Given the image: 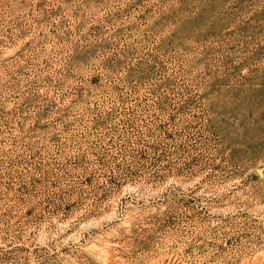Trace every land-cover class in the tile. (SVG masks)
<instances>
[{
    "label": "rangeland",
    "instance_id": "1",
    "mask_svg": "<svg viewBox=\"0 0 264 264\" xmlns=\"http://www.w3.org/2000/svg\"><path fill=\"white\" fill-rule=\"evenodd\" d=\"M0 264H264V0H0Z\"/></svg>",
    "mask_w": 264,
    "mask_h": 264
}]
</instances>
